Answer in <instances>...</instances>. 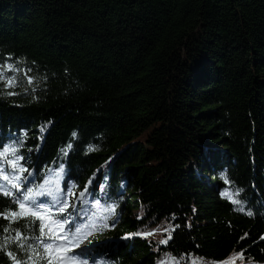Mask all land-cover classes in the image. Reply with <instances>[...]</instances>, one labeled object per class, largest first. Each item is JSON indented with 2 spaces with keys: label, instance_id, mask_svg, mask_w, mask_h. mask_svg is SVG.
Wrapping results in <instances>:
<instances>
[{
  "label": "trees",
  "instance_id": "trees-1",
  "mask_svg": "<svg viewBox=\"0 0 264 264\" xmlns=\"http://www.w3.org/2000/svg\"><path fill=\"white\" fill-rule=\"evenodd\" d=\"M4 148L0 264H264V0H0Z\"/></svg>",
  "mask_w": 264,
  "mask_h": 264
},
{
  "label": "snow or ice",
  "instance_id": "snow-or-ice-1",
  "mask_svg": "<svg viewBox=\"0 0 264 264\" xmlns=\"http://www.w3.org/2000/svg\"><path fill=\"white\" fill-rule=\"evenodd\" d=\"M8 83L11 85L12 82L9 81ZM10 94H14V93H10ZM9 151H10L9 148H4L3 152H0V156H4ZM11 151L14 152L15 149H11ZM62 170L63 169H61V171ZM20 171H25V169L21 168ZM4 179L8 180V177L5 176ZM12 186L16 189L21 188V185L19 183L13 184ZM41 188H43L42 185H41ZM0 194H2L4 196H13L12 192L5 190L3 187H0ZM38 195H45V193L43 191H41L38 193ZM81 195H83V193H81ZM30 200L34 202L33 189L31 187L27 188L26 191H24L22 193L21 198L14 199L12 203H14L18 209H24L25 203L30 201ZM233 202L239 203V201H233ZM97 203H99V201H97ZM35 207L39 208V209H43L44 205L43 204H36ZM60 211H64V209L61 208ZM29 212L35 220L43 221L45 219V217L41 216L40 213L37 211H32L31 209H29ZM29 212H19V211L12 212L10 214H5V218L6 219L7 218H20L22 216L28 215ZM248 214L251 215V212H249ZM67 222L68 221H65V223H67ZM61 227H62V225H61ZM44 229H45V225L43 223H41L39 225V232L41 235H45ZM76 232L77 233L80 232V228H77ZM139 234L140 233H137V235H139ZM73 235H75V233H73ZM146 235H151V233H147ZM14 239H19V236H17ZM37 239H39V237H37ZM60 239H64V237H60ZM41 243H42V246L44 249V254L43 255L37 254V258L40 261H44V264H54V261H55V264H76V261L74 260V258L67 256V253L70 252L71 249H68V248L61 249L59 247L54 249L52 244L43 243L42 241H41ZM162 243H167V241H162ZM2 247H3V245H0V248H2ZM61 251H63L65 254L53 256V252L60 253ZM33 252H35V249H33ZM8 255L10 257L12 256L11 253H8ZM240 255L242 257V254H240ZM12 258H13V260H15V257H12ZM28 259L32 261V264H36V261L33 260L32 256H29ZM16 264H20V262L16 261ZM83 264H87V262L85 261V262H83Z\"/></svg>",
  "mask_w": 264,
  "mask_h": 264
},
{
  "label": "rangeland",
  "instance_id": "rangeland-1",
  "mask_svg": "<svg viewBox=\"0 0 264 264\" xmlns=\"http://www.w3.org/2000/svg\"><path fill=\"white\" fill-rule=\"evenodd\" d=\"M80 211H81L80 215H81V217H83L85 215L84 210L81 209ZM50 224H51L52 229H54L57 233H59L58 241L56 242V247H59L61 249L68 248L71 250H72V248H75L76 244H75L74 240L69 238L68 236H66V233L64 231L63 226L61 227L60 225L56 224L54 221L50 222ZM60 237H64V239H60ZM59 254L64 255L65 253L63 251H61ZM67 256L74 258V260L76 261V264H83V262L81 260L76 258L70 252L67 253Z\"/></svg>",
  "mask_w": 264,
  "mask_h": 264
}]
</instances>
